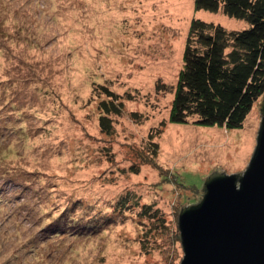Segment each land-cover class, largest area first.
Returning a JSON list of instances; mask_svg holds the SVG:
<instances>
[{"label":"rangeland","instance_id":"obj_1","mask_svg":"<svg viewBox=\"0 0 264 264\" xmlns=\"http://www.w3.org/2000/svg\"><path fill=\"white\" fill-rule=\"evenodd\" d=\"M194 19L250 26L195 0H0V264H181V209L246 170L261 122V99L238 129L170 121ZM101 85L124 102L112 134ZM129 192L163 218L120 215ZM67 213L110 219L73 235Z\"/></svg>","mask_w":264,"mask_h":264},{"label":"trees","instance_id":"obj_2","mask_svg":"<svg viewBox=\"0 0 264 264\" xmlns=\"http://www.w3.org/2000/svg\"><path fill=\"white\" fill-rule=\"evenodd\" d=\"M195 6L197 10H222L230 17L246 20L250 26L242 30H228L214 22L202 19L192 21L185 46L184 67L174 88L170 121L184 123L195 118V121L205 126L241 128L254 105L264 96V0H195ZM100 88L107 97L99 104L104 113L100 116L101 130L112 134L114 126L111 115H120L124 102L109 87L101 85ZM132 114L139 117L135 112ZM153 147L150 152L156 155L157 143L154 142ZM136 166L132 167L137 168L133 169L134 173L140 171ZM135 199L136 196L130 192L120 195L114 203L115 210L124 217L131 212L133 205H139L141 209L137 215L144 226H147L144 220L150 223L158 215L163 218V215L158 214L159 208L154 207L155 204L140 205ZM84 203L77 201L72 207ZM85 205L89 206L88 203ZM97 214L96 217H89L85 224V218L71 219V213H67L62 222L73 225L70 230L73 235L79 234V226L81 233L86 230L96 232L99 227L105 226L101 223H108L110 219ZM148 225L151 230L152 225ZM174 236L179 243L177 229Z\"/></svg>","mask_w":264,"mask_h":264},{"label":"water","instance_id":"obj_3","mask_svg":"<svg viewBox=\"0 0 264 264\" xmlns=\"http://www.w3.org/2000/svg\"><path fill=\"white\" fill-rule=\"evenodd\" d=\"M257 145L244 172L209 174L199 201L184 206L181 264H264V96Z\"/></svg>","mask_w":264,"mask_h":264}]
</instances>
